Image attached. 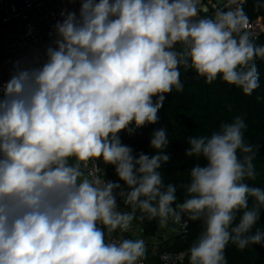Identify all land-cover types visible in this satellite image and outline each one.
<instances>
[{
	"label": "clouds",
	"instance_id": "obj_1",
	"mask_svg": "<svg viewBox=\"0 0 264 264\" xmlns=\"http://www.w3.org/2000/svg\"><path fill=\"white\" fill-rule=\"evenodd\" d=\"M232 2L194 19L201 0H80L78 13H60L42 62L14 63L0 82V264H140L145 241L122 234L145 216L162 228L185 215L203 220L190 264H227L229 242L264 244V231L252 232L264 190L244 182L257 171L241 117L188 137L185 154L206 163L190 169L181 203L160 171L171 159L161 151L166 127L150 134L151 155L120 137L158 123L166 94L183 91L181 66L246 95L259 87L264 45L244 30L243 0ZM95 158L118 181L85 172L83 162ZM118 199L131 211H120Z\"/></svg>",
	"mask_w": 264,
	"mask_h": 264
},
{
	"label": "trees",
	"instance_id": "obj_2",
	"mask_svg": "<svg viewBox=\"0 0 264 264\" xmlns=\"http://www.w3.org/2000/svg\"><path fill=\"white\" fill-rule=\"evenodd\" d=\"M244 13L249 22L264 18V0H248ZM210 18V17H207ZM245 30V29H244ZM257 45H264V32L254 40ZM179 49V45L176 46ZM259 72V87L251 95L243 93L240 87L224 82L218 77L211 84L206 83L204 77L199 76L195 70L187 71L180 67V79L184 84L183 91L175 89L166 94L163 107L159 110V121L147 125L129 136L121 132L120 137L124 144L130 145L135 153L155 154L150 148V134L154 129L166 127L169 144L161 151L170 155V161L160 169L165 185L171 183L177 186V201L181 203L186 199V190L181 185L189 182V171L197 163L203 165V158L189 157L185 150L189 147L190 136H211L213 132L220 131L223 123H231L236 117H241L247 125L244 130V139L253 145L255 159L253 161L257 176L255 180L246 179L244 182L250 186L264 190V59L255 61ZM102 167L108 170L109 179L118 181L112 166L106 165L100 158ZM122 183V182H121ZM253 203L250 198L249 204ZM121 206L131 211L121 201ZM140 213L137 212V216ZM241 213L237 214V222ZM140 224L146 237H155L159 233L158 219H134ZM203 220H192L185 234L171 238L164 242L160 250L186 252L190 250L193 242L203 231ZM264 231V206L261 208V219L252 229ZM227 264H264V244H251L243 250L238 249L229 242L225 249ZM145 258V257H144ZM186 264H190V261Z\"/></svg>",
	"mask_w": 264,
	"mask_h": 264
},
{
	"label": "built area",
	"instance_id": "obj_3",
	"mask_svg": "<svg viewBox=\"0 0 264 264\" xmlns=\"http://www.w3.org/2000/svg\"><path fill=\"white\" fill-rule=\"evenodd\" d=\"M239 3L240 0H233L230 6L235 8ZM247 3L248 0H243V10ZM226 4H229V0H201L203 8L208 7L210 13L205 16L202 8L194 19L214 18L217 10H229L225 7ZM79 8L80 0H76L75 3H70L69 0H0V82H6L10 78L16 61L30 62L38 58L42 62L45 59V49L54 38L53 25L63 19L60 13L65 9L78 13ZM263 22V17L253 22L246 21L245 30L250 32L252 39L257 40L263 33L260 24ZM260 60L262 59H256V61ZM83 163H86L85 172L94 173L102 181L109 179V172L101 166L100 158ZM118 203H120V211H128L121 206L119 199ZM191 222L192 220H188L185 215L181 222L169 221L166 228L160 227V229L167 232L172 227L173 234L180 236L188 231ZM122 235L124 238L134 239L131 229ZM168 235V233L165 235L166 239ZM120 236L121 233L117 230L113 233L112 239L118 240ZM135 239H143L146 246L160 243L156 236L146 237L139 234ZM189 261L190 250L186 252L161 250L157 264H186ZM140 264H147L146 259L143 258Z\"/></svg>",
	"mask_w": 264,
	"mask_h": 264
},
{
	"label": "crops",
	"instance_id": "obj_4",
	"mask_svg": "<svg viewBox=\"0 0 264 264\" xmlns=\"http://www.w3.org/2000/svg\"><path fill=\"white\" fill-rule=\"evenodd\" d=\"M264 19V18H263ZM261 24V23H260ZM263 32H264V22L262 24ZM172 229V230H171ZM132 237L135 239L136 236L139 234H143V230L140 224L135 223L134 221L132 222ZM168 235V239L165 238V235ZM144 235V234H143ZM158 238L159 245H151V246H146V254H145V259L147 261V264H157L158 263V256L160 253V247L164 242L169 241L171 238L176 237L173 234V228L170 227L167 232H164V229H160L159 233L156 236ZM165 238V239H164ZM161 239V241H159ZM163 240V241H162Z\"/></svg>",
	"mask_w": 264,
	"mask_h": 264
},
{
	"label": "water",
	"instance_id": "obj_5",
	"mask_svg": "<svg viewBox=\"0 0 264 264\" xmlns=\"http://www.w3.org/2000/svg\"><path fill=\"white\" fill-rule=\"evenodd\" d=\"M203 13L205 14V16H207L210 13L209 8L208 7H204L203 8Z\"/></svg>",
	"mask_w": 264,
	"mask_h": 264
},
{
	"label": "rangeland",
	"instance_id": "obj_6",
	"mask_svg": "<svg viewBox=\"0 0 264 264\" xmlns=\"http://www.w3.org/2000/svg\"><path fill=\"white\" fill-rule=\"evenodd\" d=\"M263 23H261V25H262Z\"/></svg>",
	"mask_w": 264,
	"mask_h": 264
}]
</instances>
